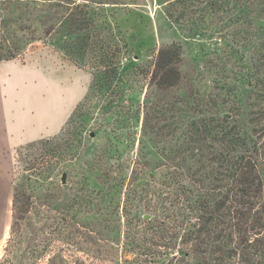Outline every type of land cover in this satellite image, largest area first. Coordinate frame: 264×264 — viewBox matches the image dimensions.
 Masks as SVG:
<instances>
[{"label":"rangeland","instance_id":"374dc122","mask_svg":"<svg viewBox=\"0 0 264 264\" xmlns=\"http://www.w3.org/2000/svg\"><path fill=\"white\" fill-rule=\"evenodd\" d=\"M9 50L80 96L0 159V264H238L233 209L264 203V0H0Z\"/></svg>","mask_w":264,"mask_h":264},{"label":"crops","instance_id":"0c3cea01","mask_svg":"<svg viewBox=\"0 0 264 264\" xmlns=\"http://www.w3.org/2000/svg\"><path fill=\"white\" fill-rule=\"evenodd\" d=\"M78 90L77 81L70 83L38 62L0 63V159L25 142L57 131L79 98ZM3 171L0 165V174Z\"/></svg>","mask_w":264,"mask_h":264},{"label":"trees","instance_id":"16d2710c","mask_svg":"<svg viewBox=\"0 0 264 264\" xmlns=\"http://www.w3.org/2000/svg\"><path fill=\"white\" fill-rule=\"evenodd\" d=\"M178 49L179 47L173 46L159 50L155 61L156 65L154 70V76L158 78L157 83L169 86L173 85L179 79L178 72L174 66H172V62L177 57ZM15 54H17V52L9 50L6 53V56L1 55L0 59L5 57H14ZM250 159L251 157L241 158L239 163L244 160L245 162L243 164H246L247 166V164L251 163ZM243 168L244 167H242V165H237L235 171L240 170L241 172L244 170ZM256 178L258 179L256 184L246 185L240 189L243 195L245 194L247 197L252 198L262 191L263 184L260 181L259 176H256ZM246 204L247 205H244V203L239 205L237 204L232 212V218L234 219L232 227L235 228L234 235L236 239L235 243L237 244V247H235V252L238 253V264L250 263L252 256L251 249H254V247L256 248V245H259V247L262 248L261 252L264 253V203L259 202L257 206H255L253 202ZM218 208L220 209V206ZM203 217V215H197L195 218L198 221L196 224L202 222V225L198 227L197 232H204L203 228L207 224L205 222H207V220H210L211 222L213 219L210 216L207 217L205 222H203ZM208 230L209 229L205 231ZM208 233L205 234L207 235V239L209 238Z\"/></svg>","mask_w":264,"mask_h":264}]
</instances>
